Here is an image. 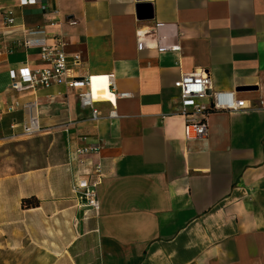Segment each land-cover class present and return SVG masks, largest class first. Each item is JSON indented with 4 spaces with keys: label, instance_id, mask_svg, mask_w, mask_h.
Returning <instances> with one entry per match:
<instances>
[{
    "label": "crops",
    "instance_id": "crops-1",
    "mask_svg": "<svg viewBox=\"0 0 264 264\" xmlns=\"http://www.w3.org/2000/svg\"><path fill=\"white\" fill-rule=\"evenodd\" d=\"M28 31L79 55L65 80L112 74L117 117L96 100L92 120L65 80L11 89L9 70L42 65ZM139 32L180 49L140 51ZM200 69L249 108L187 137L173 83ZM69 140L99 146L82 167L100 164L98 212L72 191ZM0 264H264V0H0Z\"/></svg>",
    "mask_w": 264,
    "mask_h": 264
},
{
    "label": "built area",
    "instance_id": "built-area-1",
    "mask_svg": "<svg viewBox=\"0 0 264 264\" xmlns=\"http://www.w3.org/2000/svg\"><path fill=\"white\" fill-rule=\"evenodd\" d=\"M23 4H34L37 0H21ZM42 9L45 7L42 6ZM7 24H12L13 18L9 16L6 19ZM41 31H28L29 37L22 39V44L26 47L37 46L40 48V60L42 65L35 68H29L23 64L18 69L9 70L10 88L15 91L23 89L47 88L55 81H64L69 65L80 64L79 55H74L68 60L63 51L65 42L58 35L52 36L51 42L45 37L34 38L32 35ZM137 49H154L159 52L169 50L178 51V43L164 45L159 42L158 35L155 32L137 33ZM95 83L96 89H93ZM104 83V86L102 85ZM68 88L77 92L79 104L82 107L91 109V118L95 120L96 109L93 104L96 100H107L110 102L112 110L108 118L117 117L115 112V100L117 98L129 97L127 92H119L115 89V77L112 74L91 76L88 75L82 79L65 80ZM173 86L179 92L181 100L180 115L185 120V132L187 137L189 133L193 137H205L207 133L206 117L209 113L215 111H238L248 109L246 101L237 98L234 91H218L212 88L208 73L200 69L196 72L183 73L174 81ZM108 94V98L103 96ZM202 99H208L207 104L200 102ZM259 105L263 101L259 99ZM14 108H21L26 111V118L22 125V135L26 137L33 136L41 131L37 117L33 114L35 101L19 103L15 101ZM69 147V165L74 172V182L72 191L77 195L79 201L98 212L99 200L97 186L101 182L102 173L99 162L92 160L89 168L82 170V167L89 160L90 156H95L99 152V146L91 143L85 146H77L72 140L68 141ZM81 169V170H80Z\"/></svg>",
    "mask_w": 264,
    "mask_h": 264
},
{
    "label": "water",
    "instance_id": "water-1",
    "mask_svg": "<svg viewBox=\"0 0 264 264\" xmlns=\"http://www.w3.org/2000/svg\"><path fill=\"white\" fill-rule=\"evenodd\" d=\"M141 16H142V15H139V18H141ZM144 18H146V17H144ZM148 18H149V17H148Z\"/></svg>",
    "mask_w": 264,
    "mask_h": 264
},
{
    "label": "bare ground",
    "instance_id": "bare-ground-1",
    "mask_svg": "<svg viewBox=\"0 0 264 264\" xmlns=\"http://www.w3.org/2000/svg\"><path fill=\"white\" fill-rule=\"evenodd\" d=\"M93 89H94V91H95L96 88L94 87ZM104 97H105V96H104Z\"/></svg>",
    "mask_w": 264,
    "mask_h": 264
}]
</instances>
